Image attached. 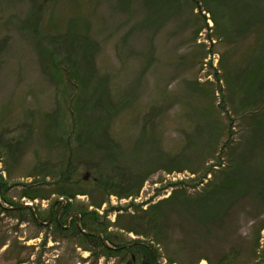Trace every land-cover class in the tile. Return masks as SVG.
Returning <instances> with one entry per match:
<instances>
[{"label": "rangeland", "instance_id": "374dc122", "mask_svg": "<svg viewBox=\"0 0 264 264\" xmlns=\"http://www.w3.org/2000/svg\"><path fill=\"white\" fill-rule=\"evenodd\" d=\"M262 72L264 0H0V200L16 197L44 215L71 199L70 210L100 217V231H87L121 250L150 244L156 264H264L263 199L221 192L240 162L231 166L224 149L240 138L234 108L246 91L238 87H264ZM89 98L115 114L103 119L105 131L71 134L68 108ZM93 112L82 122L102 120ZM62 126L74 151L90 153L75 158L74 191L84 193L72 197L55 191L61 169L47 174L55 165L67 171ZM255 136H246L251 162L243 158L250 147L237 149L246 170L239 180L261 174L260 194L264 139L260 148ZM97 179L107 192L95 189ZM11 224H0V247L30 244L36 264L46 254L52 264H76L94 246L71 229L64 236ZM48 245L57 251L44 253ZM130 248L114 251L124 261L97 264H126L129 253L140 264L144 255ZM29 261L24 250L18 264Z\"/></svg>", "mask_w": 264, "mask_h": 264}, {"label": "trees", "instance_id": "16d2710c", "mask_svg": "<svg viewBox=\"0 0 264 264\" xmlns=\"http://www.w3.org/2000/svg\"><path fill=\"white\" fill-rule=\"evenodd\" d=\"M214 22H216L215 19H214ZM251 74H249L250 79H251ZM260 76H261V81L259 82V85L264 82V78H262V77H264V72H262ZM252 79L256 80V77H254ZM238 88L243 93H245L243 88L246 91L242 101H240L239 105L234 108L235 113H237L238 119L240 120V134H239L240 138L238 140V143L239 142L240 143L239 144L237 143L238 144L237 145V144H235V140L229 141L224 146V149L228 150V152L230 154V158L232 159L231 166L235 165L238 160H240V162H238V164L233 168V170H235L233 172L234 178L232 180H230V178L226 176L227 179L225 180V182L223 183V186L221 187V192H223L225 195L227 193H231L232 194L231 197H230L231 194L228 195V197H230V198H232L233 195L236 198H239V197H245L244 195L251 194V196H253V198H257L258 196H260L264 201V191H261L260 194L254 193L255 187H258L259 182L261 180V178L259 177L261 174H259V173L257 174L256 172H254L258 169H253L251 167H248V169H250V171L254 172V179L251 180L250 182H247V178H240V180H239V176H240L239 171L244 172L246 170H243L242 160L240 158H238V157H242L243 155H241V153H239V155L237 156V153H238L237 149L241 151L244 149L243 146L247 145L251 149L247 152L248 153L247 155L244 153L246 156H244L243 158L247 161H250V162L252 161V152L254 151L253 146L255 144H254V142L247 143L248 142V138L246 137L247 134L256 135L254 137L255 141H259L260 136H263L261 138L260 142L256 145V146H259L260 148L262 147L261 144H262V141L264 139V135H261V131L258 129L264 128V87H247V88L238 87ZM259 92H261L262 95L259 98H257L258 97L257 94ZM90 100H91V98L87 99L86 101H83V104L82 105L78 104L75 107V109L68 108V110H70L69 113L72 116L71 121L73 122V127H74L73 130L71 129V132H72L71 134L76 133V134H79V136L89 138L90 133H94V132L97 133V132H100L101 130L105 131V129H103V128H105L109 123H107V121H103V119L109 118L115 114L114 111L110 110L109 106L105 107L102 104V102H97V103L93 102L92 103V102H90ZM96 111H98L97 116L101 117L102 120H95V121H89V122L86 120V121L82 122L84 119H87V117L90 116L89 114H91L92 112L94 114ZM82 116H84V117H82ZM76 119H82V120H80L81 123H77ZM77 127H78V129H77ZM252 128H254L253 132L249 131V129H252ZM67 131L69 132L70 130L68 128L66 130H64V127L62 126L60 129L61 136L58 138L59 141L64 142L62 149H63L65 154L67 153V159H68L67 164H66L67 171L65 173L62 172L63 171L62 168H64V167H62L63 165H59V166L55 165V166H53V169L47 170V174L50 176L55 175V174L58 175L57 169H55V168L61 169L59 172V175L63 176L65 179L62 178L63 181L60 178L58 179L59 181H57L56 184H54L55 185V191H56V193L60 194V196L72 197V196H75L77 194L84 193V192L79 191V190L74 191V189H77V188H74V186L76 184V180L75 181L73 180V177L75 178V175L77 174V168L75 165L76 164L75 158L77 159V156H79L77 154H80L81 156H83V155H88L90 153L88 150H81L79 147L74 151L72 146L70 147L68 142L64 139L65 138L64 132H67ZM84 134H86V135L84 136ZM50 139H51V142H55L56 141L55 139H57V137L50 136ZM77 139H78V142L80 143L79 145L82 146V138H81V140L79 138H77ZM105 147L107 149H111V147L109 145L108 146L106 145ZM115 149H112V151ZM103 150H105V149H103ZM235 150H236V154H235ZM74 152H76V153H74ZM114 155H117V154L114 153ZM107 156L109 158H111L110 155L107 154ZM116 166H118V165L116 164ZM66 174H68V175H66ZM96 174H99V173H96ZM97 177H98V175H97ZM96 181L97 182H95V186H96L95 189H99L98 191L101 190V192H104V193L108 191V188H106L104 186V184L106 186H108L107 180L101 181L102 183H104L103 185L98 181V179ZM114 183H115V181H114ZM127 184L128 185L125 186L123 189H127L128 186L131 184H132L131 186H135V181L131 180ZM2 187H4V185ZM250 188H253L250 190L251 192L249 191ZM255 190L257 191V189H255ZM24 194L29 196V198H31V199H35V197H38V195H28V193H24ZM171 196H172V198L170 199V201L173 200V198H175V196H177V193L174 192V193H172ZM102 202L103 201H100L97 204H99V206H100V205H102ZM69 211H70V209H68V212ZM80 214L82 215L83 221L87 220L83 224L84 227H86V228L91 227L90 229L95 227L96 231H100V229L97 230V228H100L102 226V223H99L100 217L96 213H94L96 215L93 214V216H94L93 220L89 218V213L86 210H80ZM90 222H91V224H90ZM95 240H97L100 245L102 244L100 239L97 238ZM135 249L140 250L141 248L136 247ZM109 252H111V251H109ZM145 255L147 257L146 262L148 264H156L157 260H156V258L153 257L154 255L151 253V251L145 252Z\"/></svg>", "mask_w": 264, "mask_h": 264}, {"label": "flooded vegetation", "instance_id": "af4514ba", "mask_svg": "<svg viewBox=\"0 0 264 264\" xmlns=\"http://www.w3.org/2000/svg\"><path fill=\"white\" fill-rule=\"evenodd\" d=\"M3 186V185H1ZM67 200V199H66ZM64 201L63 203H59L57 201L53 202L51 205H47L46 208L48 209L47 213L44 215H38L35 211H30V209L26 208L25 206H19L18 200L16 197L11 196L9 199V196H2L0 200V211L1 215L6 216L4 219L0 220V224L4 223L7 224L9 221L12 223L10 226L15 229V226H21L28 229H34V228H40L43 227L44 229L47 228L50 230V234L57 232L59 234H63L65 232H73V235H78L79 237H84L85 240L92 243L94 246L91 250H89V253L84 252L85 254H82V251L80 250V256L83 258V260H80V262H77L76 264H97L100 261H104L106 263H109L114 258H121V260L124 261V257H120V253L114 255V251L121 252L122 250L126 251L129 250V248L125 247L124 249H118L115 247H110L109 245H106L99 233H91L90 230L87 231V228L84 227V222H81V215L76 212L70 210L68 212L69 207L72 205V200L70 199L69 203L68 201ZM84 205H80V209H83ZM34 210V209H33ZM66 216H68L66 218ZM65 218V220H64ZM73 229V230H72ZM66 236V234H63ZM50 237V236H49ZM100 239L102 244L100 245L97 240ZM27 247H24V245L19 249L18 246L13 245V243L10 241L4 246L2 245L0 247V256L2 258V262L0 261V264H18L19 261V255L24 251L27 250L29 254V258L31 264H36L34 260V248L31 247L30 244L26 245ZM136 247H140L141 249L138 250L139 252H142L140 254L144 255L141 257V263L140 264H148L146 262V255L145 252L151 251V253L154 255L155 258V251L153 247L149 246L146 243H138L136 245H133L130 249H135ZM61 248V246H60ZM81 249V248H80ZM95 250V251H94ZM121 250V251H120ZM20 251V252H19ZM57 251V249L53 248V245H48L46 249L44 250V253H52ZM65 249H60V255H52V257L60 258L63 256L62 252H64ZM111 251V252H109ZM108 252V253H107ZM62 254V255H61ZM87 254V256H85ZM130 259L126 262V264H137L138 258L137 255L134 253H129ZM46 256L49 259H46ZM45 257H43V263L37 262V264H52L53 260L51 259L49 254H46ZM82 262V263H81Z\"/></svg>", "mask_w": 264, "mask_h": 264}, {"label": "built area", "instance_id": "2783aa9c", "mask_svg": "<svg viewBox=\"0 0 264 264\" xmlns=\"http://www.w3.org/2000/svg\"><path fill=\"white\" fill-rule=\"evenodd\" d=\"M164 264H166V262L164 261Z\"/></svg>", "mask_w": 264, "mask_h": 264}]
</instances>
